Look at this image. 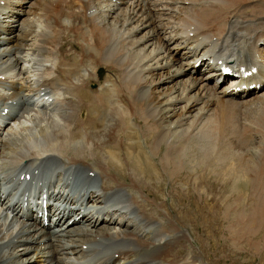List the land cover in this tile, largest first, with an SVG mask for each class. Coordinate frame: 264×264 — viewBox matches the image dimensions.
<instances>
[{
  "label": "bare ground",
  "instance_id": "obj_1",
  "mask_svg": "<svg viewBox=\"0 0 264 264\" xmlns=\"http://www.w3.org/2000/svg\"><path fill=\"white\" fill-rule=\"evenodd\" d=\"M34 1L3 0L0 5V42L14 46L4 52H12L11 59H0V65L18 66L20 90L43 104L40 109L36 103L26 105L28 111L13 121V128L0 126V169H8L4 174L40 167L49 177V200L69 205L64 176L74 179L79 171L91 170L94 175H85L84 185L103 180L100 192L117 190L114 201L124 196L118 202L128 206L125 215L133 211L139 216L141 224L134 227L142 237L114 221L122 216L119 209H98L88 221L91 226L102 223L100 230L84 229L77 239L95 257L116 242L140 259L155 252L159 260L177 261L157 248L162 236L151 231L152 221L140 212L145 198L140 192L148 186L157 192L169 182L177 196H191L198 212L193 224L210 249L222 243L202 232L211 229L209 222L212 228L220 225L222 240L237 252H248L264 264V149L253 144L254 136L264 137V122L253 120L264 119V89L254 93L264 83L250 88L264 80V0H71L80 1L79 6L49 7L47 20L32 11L45 0ZM24 9L27 16L12 35L15 29L5 28L3 18L19 20ZM198 59L205 63L198 67L210 68L213 75H219L218 59L238 62L245 70L257 68L246 78L234 76L240 88L233 90L231 83L220 82L219 87L218 79H200ZM104 65L120 69L118 82L109 76L99 79L96 71ZM104 72L116 73L103 71L102 76ZM12 77L0 81V88L12 85ZM211 81L213 87L208 86ZM240 121L252 126L245 124L239 133ZM126 173L129 180L123 181ZM100 198L95 191L87 193V200ZM49 209L57 216L54 224L59 222L57 208ZM0 210V264H34L36 260L26 258L29 247L12 252L9 243L13 237L23 245L42 240L43 219L30 209L25 222L20 205L6 206L1 198ZM208 211L211 220L205 216ZM166 224L177 238V226ZM35 251L43 262L60 264L54 258L71 255L76 245L48 236ZM103 263L96 257L94 264ZM197 263L198 258L192 264Z\"/></svg>",
  "mask_w": 264,
  "mask_h": 264
},
{
  "label": "rangeland",
  "instance_id": "obj_2",
  "mask_svg": "<svg viewBox=\"0 0 264 264\" xmlns=\"http://www.w3.org/2000/svg\"><path fill=\"white\" fill-rule=\"evenodd\" d=\"M36 1V0H35ZM34 1V2H35ZM51 1V2H50ZM38 2V1H37ZM55 2V4H54V6L56 5V4H58V5H60V6H63V5H69V6H72L73 8L75 7V8H77L78 6H79V4H80V1H79V3H78V1H71V0H45L42 4H39L40 2H38V5L36 6V8H34V9H32V11H33V14H35L36 13V15L37 16H40L41 18H44L45 20H47V18H48V16H45L44 15V13H42L44 10H45V8L44 7H54V6H52V3H54ZM61 2V3H60ZM63 2V3H62ZM68 2V3H67ZM63 4V5H62ZM29 5V4H28ZM32 8H33V6H32ZM44 8V9H43ZM43 9V10H42ZM21 11V10H20ZM20 11H19V14L21 15V13H20ZM26 11L28 12V9H24V12L26 13ZM42 11V12H41ZM42 13V14H41ZM19 15V16H20ZM88 15H89V11H88ZM27 16V13H26V15L23 17V18H25ZM22 18V19H23ZM22 19H21V21H22ZM54 30V29H53ZM55 31V30H54ZM144 32L146 31V29H144L143 30ZM143 32V33H144ZM138 33V32H137ZM143 33H139L138 34V36H140V35H142ZM181 58H179V60H180ZM178 60V61H179ZM185 60H181L179 63H183ZM108 68L110 69H107L106 71H111V70H113V71H116V73L114 74V75H116L114 78H111V81L112 82H118L119 81V74H118V72H120V69L118 68V69H113V68H111L110 66H108ZM106 76H109V77H111L109 74H107L106 75V72H104V75L103 76H101L102 78H101V80L102 81H105L106 80ZM104 79V80H103ZM116 79H118V80H116ZM174 83H176L175 81H174ZM95 86H98V85H96V84H93V86H91V88L92 87H94V88H92V89H96L95 88ZM182 87V86H181ZM264 89V87L262 88H260V90H256V89H254V93H256L257 91H261V90H263ZM253 93V94H254ZM252 95V94H251ZM250 95V96H251ZM234 101V100H233ZM250 114L251 113H249L248 114V116L246 117L247 119H251L250 118ZM252 116V115H251ZM242 117V116H241ZM252 118H253V116H252ZM241 122V121H240ZM240 122H239V125H240ZM241 124L243 125H240V126H238L237 128H236V130H238V132L239 133H241L240 131H239V129L241 130L242 129V127H244L245 126V124H250V123H245V124H243L242 122H241ZM259 124V123H258ZM251 126H252V124H250ZM256 125V124H255ZM254 124H253V129H254V126H255ZM240 127V128H239ZM257 136H254L253 137V144H255V146H256V148H260V149H264V146H263V143H264V137H259L257 140ZM192 190H193V188L192 189H190V192L192 193ZM182 194H180L179 193V195L178 196H180L181 197V199H184V197L186 196L187 197V195H182ZM178 196H176V198L177 199H179V200H181L180 199V197H178ZM191 197V196H190ZM190 197H188L187 198V200H189L190 199ZM190 201V205H191V207H192V210H193V212H192V218L193 217H196L197 216V210L195 209V207L192 205V203H191V200H189ZM194 207V208H193ZM189 211H191V209L189 208L188 209ZM188 210H187V212H186V214H183L182 215V217L181 218H186V219H188V220H190V223H192L191 222V219L189 218V216H188ZM217 210H218V208H217ZM212 213L210 212V211H208L207 212V215H205L206 216V218H208L209 220H211L210 219V215H211ZM196 215V216H195ZM128 223V222H127ZM210 225V226H209ZM209 227L211 228V229H209V230H207V229H205L204 231H202V232H204V233H206L205 235L206 236H209V237H214V241H217V239H218V236L220 235V234H222V232L220 231V225L219 224H216L215 225V227L214 228H212V225H211V222H209ZM137 228H138V226H136ZM215 230V231H214ZM223 235V234H222ZM190 239L192 240V238L190 237ZM190 240V241H191ZM193 246L192 247H194L195 249H197V247H196V244L193 242ZM224 244V245H223ZM227 245V246H226ZM227 247L230 249V250H232V254H233V256L235 257V259H236V264H259V262H260V258L259 257H257V258H253V257H251L250 256V254L248 253V252H245V251H242V252H237L236 251V249L234 248V247H232V245H230L229 244V242H224V241H222V244H221V248H219L220 249V251H219V254H218V251H214V252H210V256H209V258L210 259H217V257L219 256V255H223V254H225L226 253V249H227ZM235 249V250H234ZM235 251V252H234ZM197 252H201L202 253V255L204 256V254L206 255V253H207V251L205 250V249H203L202 251H201V248H200V246L198 247V250H197ZM204 253V254H203ZM215 253V254H214ZM214 254V255H213ZM235 254V255H234ZM228 256H230L231 254L230 253H228L227 254ZM220 257V256H219ZM237 257V258H236ZM251 257V258H250ZM216 259H215V261L212 263V264H221L222 262H219V261H216ZM245 259H247V260H249L250 259V262H247ZM253 262V263H252ZM228 264L230 263V262H227ZM231 264V263H230Z\"/></svg>",
  "mask_w": 264,
  "mask_h": 264
}]
</instances>
